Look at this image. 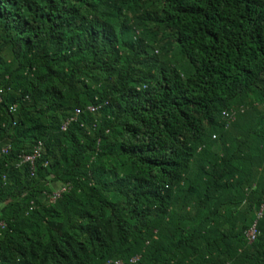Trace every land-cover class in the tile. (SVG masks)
Here are the masks:
<instances>
[{"label": "trees", "instance_id": "obj_1", "mask_svg": "<svg viewBox=\"0 0 264 264\" xmlns=\"http://www.w3.org/2000/svg\"><path fill=\"white\" fill-rule=\"evenodd\" d=\"M263 200L264 0H0V264H264Z\"/></svg>", "mask_w": 264, "mask_h": 264}, {"label": "built area", "instance_id": "obj_2", "mask_svg": "<svg viewBox=\"0 0 264 264\" xmlns=\"http://www.w3.org/2000/svg\"><path fill=\"white\" fill-rule=\"evenodd\" d=\"M15 107L11 108V111H14ZM90 111H93L94 108L90 107L89 108ZM77 113H79V111H77ZM223 116L224 118L227 120V122H231L235 119V111H225L223 112ZM41 144L39 143L37 146L34 147L33 151L31 154L28 155H23L21 157V162L22 163H27L30 164L31 167H34V162L35 160L39 157L40 155V149ZM8 148H3L2 149V153H7ZM68 190V186H61L58 189H56L55 191H53L51 194H46V199L53 203L55 202L58 198H60L62 196L63 193H65ZM264 212V200L256 214V218L259 219L262 214ZM258 235V231H257V227H256V221L254 222V224L247 230L246 232V238L248 240L249 243H252L255 241L256 237ZM136 259H133L132 261H135ZM106 264H123L121 261H116V262H112V261H108L106 262Z\"/></svg>", "mask_w": 264, "mask_h": 264}]
</instances>
